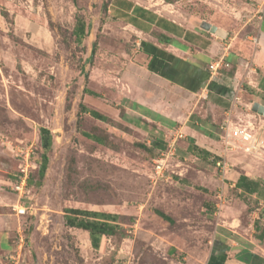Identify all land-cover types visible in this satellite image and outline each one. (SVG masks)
<instances>
[{
	"label": "rangeland",
	"instance_id": "374dc122",
	"mask_svg": "<svg viewBox=\"0 0 264 264\" xmlns=\"http://www.w3.org/2000/svg\"><path fill=\"white\" fill-rule=\"evenodd\" d=\"M117 1L0 0L4 264H10L9 253H16L19 232L24 242L17 264H211L215 255L230 247H257L264 228V203L259 204L264 202V187L258 194L244 195L235 184L241 174L264 181L263 161L242 152L227 153L228 169L222 173L212 161L221 147L218 139L208 136L205 145L213 150L201 159L186 151L187 135L179 130L182 137L175 140L173 155L163 172L155 174L153 158L158 151L149 142L152 138L171 142V131L178 128L162 129L138 115L146 111L132 106L129 94L136 83H144V76L135 66L137 37L112 11ZM135 1L145 6L170 3L179 16L199 17L218 26L233 44L249 42L264 14V0ZM78 17L87 26L80 40L73 34ZM247 108L251 112V106ZM197 110L188 124L199 131L202 117ZM91 111L106 120L94 118ZM207 120L210 117H204V125ZM250 120L264 139V116L255 113ZM233 121L247 123L238 116ZM42 127L51 132L52 145L38 185ZM206 128L202 127L203 134ZM30 144L29 161L38 165L30 171L27 212L16 215L9 182L18 170L20 150ZM219 192L223 204L215 208ZM66 208L118 214L120 227L95 249L85 231L64 224Z\"/></svg>",
	"mask_w": 264,
	"mask_h": 264
},
{
	"label": "crops",
	"instance_id": "0c3cea01",
	"mask_svg": "<svg viewBox=\"0 0 264 264\" xmlns=\"http://www.w3.org/2000/svg\"><path fill=\"white\" fill-rule=\"evenodd\" d=\"M130 1H117L112 11L137 37L135 66L141 70L144 83H136L129 96L132 106L148 111L138 115L162 129L184 131L188 143L205 151L212 149L205 145L208 136L213 135L219 142L220 125L225 119L238 116L251 122L248 119L255 115L253 104L264 106V14L255 35L248 37L249 42L233 44L216 34L218 26L199 17L179 16L170 3L145 6ZM203 22L215 26V31L203 28ZM253 38L256 42L250 40ZM220 58L229 67L211 73L208 65ZM250 106L251 112L247 108ZM196 109L202 117L199 131L188 124ZM207 116L210 120L204 125ZM205 126L209 127L204 130L208 135L202 133ZM5 229L0 214V236L3 233L6 237ZM255 245L230 247L215 255L211 264H264V242L258 239ZM255 256L262 257L263 263ZM0 264H4L1 259Z\"/></svg>",
	"mask_w": 264,
	"mask_h": 264
},
{
	"label": "built area",
	"instance_id": "2783aa9c",
	"mask_svg": "<svg viewBox=\"0 0 264 264\" xmlns=\"http://www.w3.org/2000/svg\"><path fill=\"white\" fill-rule=\"evenodd\" d=\"M251 40L256 42L255 38ZM227 67H229V63L223 58H220L210 63L208 65V70L211 73H218L220 70ZM253 128L251 122L243 124L242 122L225 119L221 123V133L219 136L221 149L220 152L216 154L217 156L212 157V161L222 173L226 172L228 169V164L225 160V155L227 153L242 152L256 160L263 161L264 163V139L258 137ZM171 132L173 133L171 142H166V149L160 151L157 156L153 158V170L157 175L163 172L167 159L173 155L175 140L182 137V134L178 131ZM31 147H33L32 144L28 145L24 150H20L21 161L18 165V170L12 175L9 182V189L16 196V201L12 204V209L16 215H24L27 212V206L25 205L24 199L28 198L30 191V171L35 167V164L29 161L31 159V153L33 152ZM216 199L217 201L214 206L215 208H219L221 204H223V193H217ZM262 203L264 202L260 200L259 204ZM17 240L18 244L16 245V253H9L6 257L10 264H17L19 259L20 251L24 242L23 236L20 232L18 233Z\"/></svg>",
	"mask_w": 264,
	"mask_h": 264
},
{
	"label": "trees",
	"instance_id": "16d2710c",
	"mask_svg": "<svg viewBox=\"0 0 264 264\" xmlns=\"http://www.w3.org/2000/svg\"><path fill=\"white\" fill-rule=\"evenodd\" d=\"M1 15L5 16L3 12L1 13ZM85 28H87V26L85 22L82 20V18L79 17L76 18L75 26L73 28V34L78 40L84 37L85 34L87 33V31H85ZM81 109L85 110L83 106L81 107ZM90 113L96 119L102 121L106 120V117L99 114L98 112L91 111ZM89 137H91L99 144L103 143V141L99 137L96 136L94 137L90 135ZM39 140L43 152L41 154V159L37 170L38 185L40 184L41 179L44 177L45 170L47 167L48 157L46 153L47 151L50 150L52 145L51 132L46 128L43 127L40 128ZM149 145L151 149H157L158 151L157 154L160 151L166 149V141H163L162 139L152 138L149 142ZM186 151L191 155L201 159H206L207 156H209L208 151H205L200 147H198L197 145L191 143L187 144ZM33 163L35 164L34 168H36L38 164L35 161ZM29 184H31V176L29 178ZM235 185L244 195L258 194L259 190L262 187H264V181L252 179L244 174H241L238 177L237 183ZM155 213L164 220L168 222H172L171 218L162 211L155 210ZM63 218H64V224L66 226L85 231L88 234L91 246L95 249L99 247L102 238L106 236L115 235L120 227L118 224L119 215L107 211H100V210L97 211V210L80 209V208H66V210L64 211ZM258 239L259 240L264 239V228L260 229V232L258 234ZM255 257L256 260L257 259L260 260V258H258L257 256Z\"/></svg>",
	"mask_w": 264,
	"mask_h": 264
},
{
	"label": "water",
	"instance_id": "95a60500",
	"mask_svg": "<svg viewBox=\"0 0 264 264\" xmlns=\"http://www.w3.org/2000/svg\"><path fill=\"white\" fill-rule=\"evenodd\" d=\"M202 27L205 29H210L211 31H215V26H210V24L203 22ZM217 35L219 36H225L224 32L221 30H218ZM252 111L255 113L264 116V106L260 105L259 103H254L252 106Z\"/></svg>",
	"mask_w": 264,
	"mask_h": 264
}]
</instances>
